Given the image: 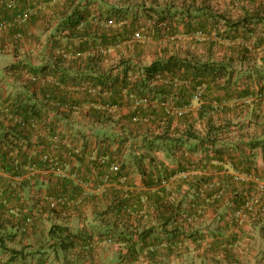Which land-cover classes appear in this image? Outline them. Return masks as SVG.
Here are the masks:
<instances>
[{
	"label": "trees",
	"instance_id": "16d2710c",
	"mask_svg": "<svg viewBox=\"0 0 264 264\" xmlns=\"http://www.w3.org/2000/svg\"><path fill=\"white\" fill-rule=\"evenodd\" d=\"M9 1H13L11 9H17L12 20L25 14L26 21L42 19L46 34L57 23L54 36L60 37L61 45L48 62L33 65L20 61L6 68L8 73L28 75L24 81L27 87L16 94L2 91L4 79L0 77V210L4 213L26 220L30 208L35 216L33 206L21 196L45 188V200L52 198L48 208L55 211L63 198L55 189H63L67 179L57 170H66L68 160L81 162L84 156L70 140L71 135L120 133L116 141L126 149L128 135L137 134L138 146H147L135 155L140 173L146 186L158 188L168 179L162 171L166 165L163 155L181 166L178 172L193 171L200 164L208 171L234 165L241 156L216 148L213 134L242 127V114L246 116L251 110L253 132L264 126L256 121L255 109L257 103L264 102V56L260 54L264 50V0H223L231 6L224 11L218 0H165L164 4L155 0L153 6H147L148 0L118 4L110 0H0V8L9 9ZM35 8L38 11L30 14ZM144 36L151 42L146 43ZM178 39L196 44L202 52L183 54L170 48L172 40ZM158 42H164L156 45L159 53L146 62L143 49ZM220 45H227L225 54L218 51ZM248 98L253 99L247 104ZM218 113L234 118L221 124L215 119ZM200 122L206 125V136L200 135ZM193 141H197V148L190 147L187 153L202 148L198 161L182 152ZM249 145L257 148L258 140ZM95 162L97 167L101 165ZM147 164L162 166L158 173H152ZM118 165L114 176L120 179L125 162ZM31 166L36 173H30ZM80 174L78 178L85 180ZM193 176L192 183L183 182L190 185L187 195H202L213 176ZM178 185L182 186L181 182ZM132 195L142 200L148 194ZM149 195L155 197L154 210L164 225L172 223L177 209L168 198L171 193L160 187ZM41 224L47 226L44 221ZM146 235L144 231L139 239L144 242ZM187 237L197 241L206 238L198 232ZM132 240L127 234L116 237L115 242L128 244ZM151 253L157 257L156 252Z\"/></svg>",
	"mask_w": 264,
	"mask_h": 264
},
{
	"label": "crops",
	"instance_id": "0c3cea01",
	"mask_svg": "<svg viewBox=\"0 0 264 264\" xmlns=\"http://www.w3.org/2000/svg\"><path fill=\"white\" fill-rule=\"evenodd\" d=\"M229 8L231 6L227 4L220 6L221 11ZM35 10L38 8L32 9L30 14ZM16 11V8H0V23L4 20L9 22L6 28L0 29V57H13L14 54L10 53L13 42L19 45L20 40H27L26 36L30 35L35 40V54L39 56L33 65L48 62L44 60L46 52L52 59L61 45L58 42L60 37L54 36L57 23L47 35L43 32L45 25L42 19L35 21L34 17L26 21L15 17L12 20L11 16H16ZM31 38L28 43H31ZM63 44L66 46L68 42ZM220 49H224L221 53L225 54L228 47L220 45ZM260 54L264 56V50ZM30 61V58L25 59V62ZM9 64L0 66V77L6 74ZM22 75L27 80L28 75ZM2 91L11 93L5 87ZM255 109L258 113L256 121L260 124L264 122V102L257 103ZM251 112L246 116L242 114V127L233 126L229 133L213 134L218 143L216 148L241 156L236 163L233 162L234 165L216 166L209 172L203 169L206 167L204 164H200L193 171L178 172L181 166L165 159L162 154L166 162L162 171L168 182L160 187L171 193L168 198L177 209L173 222L167 225L160 220L154 210L153 196L149 195L160 187L145 185L136 162L135 155L147 149L146 145L138 146V138H134L137 134H125L130 136L126 149L116 141L120 139V133L71 135L70 140L84 156L81 162L68 160L66 170H57L58 175L67 179L63 189L62 186L55 189L56 195L63 197L55 211L48 208L52 198L45 200V187L41 192L35 189L31 194L24 192L21 196L30 207L33 206L35 216L29 212L30 208L25 214L28 216L26 220L0 210V264H264V188H261L264 183V126L253 132L255 123ZM218 114L215 119H219L221 124L234 118L231 114ZM198 127L200 135L206 136L205 123L200 122ZM253 139L258 140V147L251 149L249 142ZM196 144L197 141L190 142L182 152L198 161L202 148L198 147L197 153H187ZM96 159L101 164L99 168L94 165ZM109 159L115 162L110 163ZM250 159L254 164L249 163ZM124 162L125 170L120 173L122 178L117 179L114 176L116 166ZM161 166L159 164L155 168L147 164L146 168L158 173ZM103 172L106 174L102 175ZM78 173L86 179L78 178ZM207 173L213 176V181L206 192L187 195L190 185L183 182L188 180L192 183L193 175L198 178ZM194 181L196 183L197 179ZM180 182L182 186L178 185ZM134 192L148 195L142 196L141 200L132 195ZM42 221L49 226H43ZM52 225L67 228H52ZM144 231L147 235L142 242L139 238ZM197 232L199 235L205 233L206 238L197 241L187 237L188 233ZM127 234L133 238L131 243L115 242L116 237ZM111 235L116 237H109ZM151 252H156L157 257L153 258Z\"/></svg>",
	"mask_w": 264,
	"mask_h": 264
},
{
	"label": "rangeland",
	"instance_id": "374dc122",
	"mask_svg": "<svg viewBox=\"0 0 264 264\" xmlns=\"http://www.w3.org/2000/svg\"><path fill=\"white\" fill-rule=\"evenodd\" d=\"M110 1L112 3L118 4V3L123 2L125 0H110ZM139 1H141V0H139ZM154 1L155 0H148L146 2L147 6L155 5L154 3H152ZM156 1H157V4H164L165 3V0H156ZM218 1L221 2L222 4H225V2H223V0L222 1L218 0ZM48 34H50V32L47 33V35ZM31 37L32 36H30V35L26 36L27 40H24V41L20 40L19 45L15 44V42H13L14 44H13V46L10 49L11 50L10 53L14 54L13 57H11V56L6 57V58H1L0 57V66H4V65L10 63L8 65V67H10L12 64H14L16 62L25 61V59H29V58L31 60L30 63L34 64L35 60H36V57L39 58V56H38V54H35V51L33 49L34 45H35L34 44L35 40H34V38H31ZM49 37H50V35H49ZM29 38H31V40H30L31 43H28L29 42V40H28ZM143 39H145L146 43H150L151 42V39L148 38L147 36H144ZM172 42H174V44L172 43L170 48L174 49V47H175V50H177V51L179 50L178 52L181 51L183 54H186V53H190V54L191 53L192 54L196 53L197 54L198 52H200V53L202 52L201 48L199 49V47L196 46V44L184 43L180 39L172 40ZM25 43H28V44L25 45ZM163 44H164V42H161V43L158 42V44H151L152 45L151 47L146 46L143 49L144 55L147 57L146 62H150L153 59V57L159 53V48L156 49V45H158V47H159V46H162ZM16 46H18V48H16ZM48 47H49V43H48ZM221 50L224 51V49H220V46H219L218 47V51L221 52ZM111 53L113 54V56L116 55V52H115L114 49L112 50ZM15 57H19V58H18V60L16 62L15 61L12 62ZM38 58H37V60H38ZM49 58H50L49 53L46 52L44 60L45 61L46 60H50ZM2 74H4V71H2ZM2 78L4 79V83H3L2 86L5 87V89H7L11 93L16 94L18 91L22 90L24 87H27V86H25L26 85L24 83L25 78H24V76L22 74L15 75L13 73H7L6 72V74ZM251 99H253V98H251ZM76 119H78V118H76ZM252 122L255 123L253 118H252Z\"/></svg>",
	"mask_w": 264,
	"mask_h": 264
},
{
	"label": "built area",
	"instance_id": "2783aa9c",
	"mask_svg": "<svg viewBox=\"0 0 264 264\" xmlns=\"http://www.w3.org/2000/svg\"><path fill=\"white\" fill-rule=\"evenodd\" d=\"M0 5H1V3H0ZM13 1H9L8 3H7V7L9 8V9H11V8H13ZM17 19H19V20H26L27 19V16H26V14L25 15H18L17 16ZM9 24V22L7 21V20H4V21H2L1 23H0V29H3V28H6L7 27V25ZM84 23H82L81 24V26L83 25ZM141 36H140V34H138L137 35V38H140ZM196 98L198 99V95L196 96ZM248 101L247 102H251V98H248L247 99ZM7 109V108H6ZM181 114H182V112H181ZM22 120V119H21ZM20 120V121H21ZM29 170H30V173L31 174H34V173H36L37 171H36V168H35V166H31V167H29ZM106 178H110L109 177V175L107 174V176H106ZM168 181L167 180H164V181H162V185H165L166 183H167ZM261 188H264V183H262L261 184ZM63 199H61V201H62ZM53 205L56 203V201L55 200H53Z\"/></svg>",
	"mask_w": 264,
	"mask_h": 264
}]
</instances>
